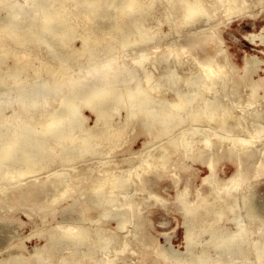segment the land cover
Here are the masks:
<instances>
[{
	"label": "bare ground",
	"instance_id": "obj_1",
	"mask_svg": "<svg viewBox=\"0 0 264 264\" xmlns=\"http://www.w3.org/2000/svg\"><path fill=\"white\" fill-rule=\"evenodd\" d=\"M108 1L0 0V189L7 184L35 194L64 189L63 195L70 184L71 192L90 186V202L101 209L98 220L90 221L94 233L80 223L89 217L79 216L63 227L62 241L71 245L72 252L62 264L69 260L73 264H92L107 247V239L100 237V222L117 219L119 232L126 225L125 216L132 212V205H114L113 200L131 197L133 192L125 191L130 183L141 186L138 191L143 192L147 176L155 171L165 173L178 156L182 161L208 155L205 166L210 175L203 179L210 185L208 193L199 191L196 200L190 201L186 185L178 195L186 224V253L175 264H264V222L258 219L261 214L254 216L250 209L240 215L250 191L249 180L240 179L245 175L243 164L257 158L264 160V126L258 125L264 110L250 114L248 105L242 108L245 113L234 116L225 97L230 88L236 91L240 85L245 86L246 73L236 79L229 69L228 56L221 50L216 56L199 60L190 55L185 45L192 43L191 48H195L205 39L215 41L219 23L212 21H221L217 18L219 12L225 16L224 23L246 16L251 0H114V9L105 13ZM2 12L6 15L2 16ZM107 16L115 20L91 31H79L95 18ZM165 27L170 29L167 34L163 32ZM184 29H194L184 38L185 43L179 35ZM77 39L81 42L79 48L75 46ZM162 41L167 43L159 45ZM9 51L13 66L7 60ZM41 51L50 62L45 61ZM187 54L192 57V68L184 67L182 56ZM23 59L27 62L20 65ZM30 59L40 66L33 67ZM70 60L74 66L68 65ZM162 65L166 70L156 77L153 70ZM182 69L187 70L180 74ZM45 71L47 81L37 83ZM22 74L28 75L30 83L15 81ZM182 81L184 89L179 86ZM263 82L264 78L252 86L248 97L255 95ZM193 90L196 95L185 96ZM53 101L63 110L49 111ZM85 108L95 115L93 126L85 127ZM121 110L126 112L125 119L116 124L112 118ZM137 128L147 141L138 154L141 159L127 173L120 175L118 165L96 179L78 171L76 160L89 154L110 156L116 145L128 140ZM101 146L109 150L104 152ZM156 146L157 150L151 151ZM55 158L60 167L71 168L70 173L57 170L53 178L42 182L36 178L27 188L25 183L47 173ZM226 158L235 159L238 170L228 179L217 180L215 161ZM257 166L256 177L260 168ZM57 201L56 198L53 203ZM107 206L111 209L107 210ZM120 207L124 209L118 210ZM229 213H233L237 228L224 234L221 224ZM58 237L52 233L46 244L35 250V257H49ZM197 244L201 248L195 254ZM213 253L232 257L226 262L219 258L211 263ZM158 256L164 261L173 258L164 251ZM10 260L0 264L25 261L20 256ZM101 260L102 264L113 262L109 256Z\"/></svg>",
	"mask_w": 264,
	"mask_h": 264
},
{
	"label": "rangeland",
	"instance_id": "obj_2",
	"mask_svg": "<svg viewBox=\"0 0 264 264\" xmlns=\"http://www.w3.org/2000/svg\"><path fill=\"white\" fill-rule=\"evenodd\" d=\"M109 1L105 3L103 8V12L105 13H110L114 9V0ZM250 3L252 5L249 8V14H246V16H238L237 18L234 17V19L227 23L223 21L225 19L224 14L219 12L217 18L221 19V21L219 22L218 19L212 21L215 25L219 23L216 27L218 38L215 39V41L213 39H205L199 43L197 47L191 48L192 43L186 44L184 38H188L189 34L193 32L194 29H184L179 32V35L182 37L180 40H182L192 52L190 55H192L194 59L204 60L212 55L216 56L217 50H221V52L228 56L231 66H229V69L231 70L232 68L236 79H240L241 75H245L246 73L248 82H246L245 86L243 87V85H240L239 90L236 91L230 88L227 92L229 96L225 97V101L229 106L233 107L234 116H240L245 113L244 111L246 110L243 111L242 108L246 109L248 105L249 107L247 109L250 114H255L259 111L263 112L264 110V82L255 95L248 97L252 93V86H255L259 83L260 79L264 78V0H251ZM70 6H72V4H70ZM1 15L5 16L6 12H2ZM114 20V17L111 16L104 18L97 17L85 27L86 29L81 27L79 31H91L99 25L104 27ZM169 31L170 29L168 27H165L163 30L166 34ZM208 33L213 34L212 31H208ZM170 41V39L167 40L168 43ZM167 42L162 41L159 45H164ZM216 43L217 48H215ZM75 46L76 48L81 46L79 39L75 41ZM132 51H136V49ZM9 52L10 54L7 56V60L9 64L13 66L14 59H12V52ZM41 54H43L45 61L50 62L43 51H41ZM190 55L187 54L182 56L183 60L186 62L184 65L185 68L193 67L191 62L192 57H190ZM23 61L26 60L23 59L20 65L27 62L24 63ZM218 61L220 64L224 63L221 57H219ZM29 62L33 67L40 66L38 61L30 59ZM98 62L99 60L96 63ZM68 63L70 67L74 66L71 60ZM2 68L3 71H6L5 66H2ZM164 68L165 66L163 67L162 65L157 70H153L154 75L157 77L158 73L162 74L166 70V68ZM184 70L187 69L179 70V73H184ZM47 74L46 71L43 72L44 76L41 75L37 79V83L42 84L46 82ZM27 76L26 74H22L16 78L15 81L20 82L24 80L30 83ZM179 86L184 89L185 81H182ZM247 92L248 94H246ZM195 93L196 91L193 90L190 91V94L188 92L185 96L192 97L196 95ZM260 101L262 102L258 103ZM237 105L240 108H236ZM57 106L58 105L53 101V104L47 109L49 111H55L54 108H57ZM57 110L62 111L63 106L57 108ZM83 111V116L85 118L87 116L85 127L93 126L96 120L95 115L87 108L83 109ZM120 112L112 118V121L116 124L122 123L125 119L126 112L124 110ZM231 121L230 125H233L235 118ZM248 122L252 121L247 120L246 123ZM246 123L244 124L247 125ZM258 125L264 126V116L263 120H261ZM137 130H139V128H137L135 132L132 131L130 133V138L123 142V144H117V148L110 156H106V153L99 157H94L89 154L85 158L76 160L75 165L78 171H81L82 174L93 176V178L96 179L104 175L109 168L118 165L120 167L118 169L121 173L120 175L127 173L132 164L137 163L141 159L138 154L144 149V143L147 141V137L141 134L139 135ZM99 148L104 152L109 150V148L104 146ZM156 150L157 146L151 149V151ZM179 158L181 157L178 156L176 161L169 163V169H167L165 173L162 171H155L150 176H147V184L144 186L145 191H138L141 186L136 187L134 183H130V186H128L125 191L126 193L133 192V195L125 201L122 200L121 196L118 197L119 199L116 198V200H113L114 205H119L121 203H123V205H132V212L126 214V225L122 232H119L117 228V219L106 218L100 222L99 227L102 230L100 237L103 238V240L107 239V247L99 253V261L96 260L95 263L93 262L92 264H102L101 259L108 256L113 260L111 264H175L179 259L185 256L186 224L183 207L178 200V195L184 190L186 185H188V199L190 201L196 200L199 191L206 195L210 190V185L203 182V179L210 175V170L205 166V160L208 159V155L203 156L202 159L187 158L181 161ZM56 159L57 158L53 160L50 168L46 171L47 173H42L39 174L38 177L30 178L28 182L25 183L27 188L33 186V182L36 178L37 181L41 182L53 178L57 170H60L62 174L70 173L71 168L60 167ZM106 162L107 165L104 166L103 163ZM246 162L243 164V173L245 175L240 177V179L245 182L247 179L249 180V196L253 198L248 196V200L244 204L240 215H245L247 211L252 209L251 213L253 212L252 214L254 216L261 214L262 216L260 215L258 219L260 221L263 219L262 221L264 222V160H262V158H257L252 163H250V161ZM261 162L262 166L260 164ZM257 164L260 168L259 172H257L258 176L256 177V171H258ZM249 166H251L250 172L247 170ZM215 167L217 169V180L228 179L238 170V164L235 159L229 160L226 158L222 161H215ZM175 173L176 176L174 175ZM83 184L86 185V182H83ZM63 190L60 192L43 191L39 194H35L24 193L25 189H21V191L12 189L8 184L4 185V188L1 187L0 262L4 259L10 260L12 257L20 256L22 259H25V261L22 260L16 264H62L63 259L70 256L72 252L71 245L62 241V228L71 225L79 216H83V218L89 217V220L80 221V223L83 227H91V233H94L93 230L95 229L91 226V223L98 220L101 209L97 208L93 202H90L93 193L92 188L86 186V188H82V190L77 188L71 192L70 184L68 191L62 195ZM20 197H24V200H20ZM150 197H154V199L151 200ZM56 198L58 201L53 203V200ZM110 209V206H107V210ZM123 209L124 208L121 207L118 208L120 211ZM137 217H139V220L136 219ZM221 225L223 226L224 234H230L233 230L235 231L236 229L234 228H237V224L233 213H229L226 220H224ZM52 233L59 235L54 244V251L49 253V257H46V255L43 257H35V250L42 248ZM92 237L94 238L95 236ZM200 248V244L195 245V254H198ZM123 249H125L124 252H122ZM162 251L172 254L173 258L170 261L162 260V258L158 256V253ZM231 257V254L220 256L219 254L213 253L210 260L212 263L222 258V260L226 262ZM47 258L49 260H46ZM193 261H195L194 258ZM65 264L73 263L69 260L65 262Z\"/></svg>",
	"mask_w": 264,
	"mask_h": 264
}]
</instances>
